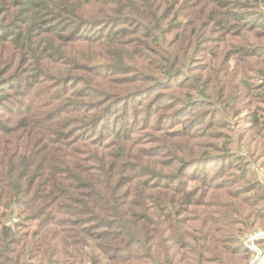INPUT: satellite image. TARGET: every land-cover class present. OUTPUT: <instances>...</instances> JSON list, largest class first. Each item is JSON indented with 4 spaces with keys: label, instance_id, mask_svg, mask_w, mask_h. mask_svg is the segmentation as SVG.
Here are the masks:
<instances>
[{
    "label": "trees",
    "instance_id": "obj_1",
    "mask_svg": "<svg viewBox=\"0 0 264 264\" xmlns=\"http://www.w3.org/2000/svg\"><path fill=\"white\" fill-rule=\"evenodd\" d=\"M0 20V264L248 254L232 222L263 202L264 0H0Z\"/></svg>",
    "mask_w": 264,
    "mask_h": 264
},
{
    "label": "rangeland",
    "instance_id": "obj_2",
    "mask_svg": "<svg viewBox=\"0 0 264 264\" xmlns=\"http://www.w3.org/2000/svg\"><path fill=\"white\" fill-rule=\"evenodd\" d=\"M204 111L206 110L203 109V112ZM201 112H198L197 115ZM175 116H179V115L175 114ZM226 121H234V120H230L229 118H226ZM230 126L234 130L237 129L233 127L232 125ZM201 127L199 126L197 131L201 132L202 130ZM208 131L218 136L220 135V133H223L224 135L225 133H227L222 128H214ZM198 140H199L198 143L200 144V146H204L206 144V145H209V148L219 149V147H221L220 143H222L220 139L218 142H216L212 139V137H207V138L202 137V139H198ZM198 151H202V150H198ZM258 172H259L258 173L259 176L262 178L263 170L259 169ZM236 173H237L236 171L228 170L227 175L233 176ZM262 180H264V178H262ZM241 186H243V183H239L237 186L229 188V190L227 191L220 190V192H216V191L210 192L208 203L212 202V205H215V203L217 202V204H220L219 205L220 207L217 209L209 208V211L212 210L211 212H214L213 216H216L217 218L218 216L221 217V215H223L222 211L224 210L222 207L225 205V203L230 201L225 195V193L228 191H231L230 193L238 191L239 188H241ZM251 194L247 193L246 195H241L242 196L241 200L242 201L246 200V203L248 204V206L245 203H243V210H242L241 216L239 218L233 217L235 221L232 222L233 223L232 229L233 231H235V235L233 237L234 239H238V242H240L241 244L239 245V247L241 246V248H244L245 250H247L248 254L243 255L240 253L239 255H236V256H229L227 254H222L220 255L221 257L223 256V257L230 258L228 261L225 262V264H264V200H263L264 193L260 195L262 197L261 199L263 202L258 201L257 202L258 204L256 206L251 205L253 203L252 201H254L252 196H255L256 198V196L258 197L259 194L257 193H255V195L254 193H251ZM194 212H195L194 213L195 216L196 214H199L196 210H194ZM229 214L232 216L231 213ZM210 226L212 228H221L217 224L215 225L211 224ZM191 228L197 230V232L196 231L194 232L195 235H197V237L199 235L204 234V232L206 231V230H203L202 227L199 226L196 222L191 224ZM205 243H207V241H205ZM230 246L231 245H228L226 249H230L229 248ZM176 259L179 260V258H176Z\"/></svg>",
    "mask_w": 264,
    "mask_h": 264
}]
</instances>
